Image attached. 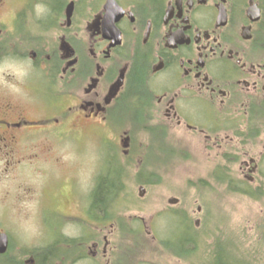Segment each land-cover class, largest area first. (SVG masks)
<instances>
[{
	"label": "flooded vegetation",
	"instance_id": "af4514ba",
	"mask_svg": "<svg viewBox=\"0 0 264 264\" xmlns=\"http://www.w3.org/2000/svg\"><path fill=\"white\" fill-rule=\"evenodd\" d=\"M263 131L264 0H0V162L3 173L46 176L36 204L50 218L38 247L6 235L0 256L15 264L19 250L20 264L42 255L48 264H113L114 228L96 215L110 218L112 207L93 210L96 182L86 199L58 183L59 148L82 133L96 144L102 175L135 158L140 175L155 177L161 166L144 169L148 158L182 153L217 162L218 183L233 173L225 162H237L240 181L264 193V150L253 153Z\"/></svg>",
	"mask_w": 264,
	"mask_h": 264
},
{
	"label": "rangeland",
	"instance_id": "374dc122",
	"mask_svg": "<svg viewBox=\"0 0 264 264\" xmlns=\"http://www.w3.org/2000/svg\"><path fill=\"white\" fill-rule=\"evenodd\" d=\"M79 136L78 144H64L59 148V157L61 156L64 161L59 173L60 177L64 178L66 172L75 167L71 176L65 178V182L73 183L74 191L80 189L82 198L86 199L83 189L78 184L77 164L83 166L80 168L82 174L79 172L83 186H88L87 182L91 180V174L88 172L90 166L93 165L100 173L106 172V169L104 162L98 159V151L94 150L96 144L92 136L86 133ZM263 137L264 131L262 138L256 140L253 153L264 150ZM173 142L181 143L175 136ZM73 150L78 153L73 154ZM174 156L172 161L163 158L160 162L148 158L144 169L157 170L156 168L161 166L160 170L158 169L159 174L155 177L138 173V165L141 167L144 162H137L135 158L131 163L119 161L118 166L123 170L120 173L121 180L125 186V191L122 189L123 193L119 194L121 199L118 202L121 206L114 209V200L109 202L112 207L110 218H105L103 212L96 213L104 219H109L106 229L114 228L112 240L117 248L113 252V264H195L193 257L187 255L199 249V252H204L206 256L209 252L204 250L203 246L209 248L207 243L215 242L222 244L226 250L248 264H264L262 190L259 192L250 184L240 181L242 175L237 174V162H229V165L225 162V168L232 170L233 173L230 172L228 177H224L223 183H218V179L212 174L213 169L214 171L217 169L215 168L217 162L212 161L210 157L204 159L200 156L198 161H190L182 156V153ZM50 166L54 165H48V168ZM2 167L3 163L0 162V231L6 230L12 241L19 239L26 241L22 242L26 249L29 245L38 247L40 246L38 241L43 243L45 239H49L46 237L50 232V218L48 214L46 217L42 216L36 204L39 188L46 176L34 173L35 171L30 168L22 173H3ZM207 171L210 172L208 175ZM262 180L264 181V178ZM204 183L207 187L203 188ZM22 185L30 186V191L22 189L20 187ZM140 185L145 186L143 196L137 194ZM61 197L62 209L70 210L69 208L73 207L72 198L63 195ZM172 197L179 200L174 205L169 204ZM198 206L202 211L196 210ZM90 214H86L85 220L93 218L92 211ZM181 218L186 219L197 233L198 244L194 241L179 244L186 238L179 225ZM64 229L66 234L75 232L73 225L70 224ZM90 235L91 232L87 236L89 241ZM89 241L85 238L84 244ZM81 251L86 253L88 249L81 248ZM6 257L9 258L7 255ZM25 257L20 250L16 254L17 260L23 261ZM97 261L96 263L87 258L71 264H106L105 260L101 263Z\"/></svg>",
	"mask_w": 264,
	"mask_h": 264
},
{
	"label": "trees",
	"instance_id": "16d2710c",
	"mask_svg": "<svg viewBox=\"0 0 264 264\" xmlns=\"http://www.w3.org/2000/svg\"><path fill=\"white\" fill-rule=\"evenodd\" d=\"M121 167L118 166L113 169V172L110 174V176L106 173L104 175L100 174L98 178L96 179L95 188L92 193V201L97 205V208L93 209L95 212L98 210L104 209L103 206H105L106 201L108 200V197L110 195H113L110 197L109 202L111 200H114V209H117L121 206V204L118 202L119 199H121ZM120 189L119 192H117ZM104 211V210H102ZM180 227L183 229V233L185 234L186 238L183 239L182 242H179V244H185L187 242L194 241L195 244L197 243V233L191 228V224H189L186 219L181 218L179 221ZM202 245V244H201ZM205 245V244H203ZM202 245V246H203ZM208 247H204V250H207L209 253L205 256V254L200 253L199 249H196V251H191V254L189 253L187 256H192L195 264H248L245 262V260H241V258H237V256L233 255L231 252L226 250L222 244H219L218 242L215 243H207ZM200 246V244L198 245ZM190 252V251H189ZM44 259H43V258ZM42 257H37V264H48L44 263V260L50 261L52 256L46 257L45 255ZM46 257V258H45ZM21 261L18 260V264H20ZM0 264H15L13 261H11L9 258L6 257V255L0 256ZM49 264H52L51 262Z\"/></svg>",
	"mask_w": 264,
	"mask_h": 264
},
{
	"label": "water",
	"instance_id": "95a60500",
	"mask_svg": "<svg viewBox=\"0 0 264 264\" xmlns=\"http://www.w3.org/2000/svg\"><path fill=\"white\" fill-rule=\"evenodd\" d=\"M7 245V239L6 236H4V233L0 234V252L5 251V246Z\"/></svg>",
	"mask_w": 264,
	"mask_h": 264
},
{
	"label": "bare ground",
	"instance_id": "6f19581e",
	"mask_svg": "<svg viewBox=\"0 0 264 264\" xmlns=\"http://www.w3.org/2000/svg\"><path fill=\"white\" fill-rule=\"evenodd\" d=\"M111 196H113V195H110V196L108 197V200L106 201L105 204H107V203L109 202V199H110Z\"/></svg>",
	"mask_w": 264,
	"mask_h": 264
}]
</instances>
